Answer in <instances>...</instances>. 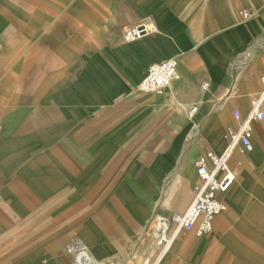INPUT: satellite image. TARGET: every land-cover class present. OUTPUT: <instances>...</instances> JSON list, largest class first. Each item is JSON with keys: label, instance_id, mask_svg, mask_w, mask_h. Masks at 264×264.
<instances>
[{"label": "crops", "instance_id": "1", "mask_svg": "<svg viewBox=\"0 0 264 264\" xmlns=\"http://www.w3.org/2000/svg\"><path fill=\"white\" fill-rule=\"evenodd\" d=\"M146 20L158 31L126 41ZM170 58L180 78L141 92ZM263 75L264 0H0V264H75L76 239L94 264H264V119L211 233L160 256L154 224L188 210L196 161Z\"/></svg>", "mask_w": 264, "mask_h": 264}, {"label": "built area", "instance_id": "2", "mask_svg": "<svg viewBox=\"0 0 264 264\" xmlns=\"http://www.w3.org/2000/svg\"><path fill=\"white\" fill-rule=\"evenodd\" d=\"M240 15L243 20H247L250 12L243 10ZM157 31L156 24L146 20L127 28L124 37L126 41L132 42ZM179 78L178 60L170 58L151 64L138 89L144 93L162 95ZM261 85L262 90L252 98L250 111L246 117H242L238 109L233 111L237 127L228 128L226 133L228 144L225 150L221 154L208 151L196 161L197 180L193 186L194 199L188 210L182 215H174L171 220L161 218L154 221L158 233L157 246L161 248L160 256L169 250L172 242L183 229H196L197 236L211 233L215 217L226 210L227 206L219 195L226 194L236 180V175L229 164L230 159L236 151L244 154L253 150V123L264 119L262 111L264 75L261 77ZM207 87V83L202 85L203 90ZM197 110L198 107H192L188 115L193 116ZM170 228H172L171 234H169ZM66 252L74 256L75 264H94L87 247L79 239L71 242Z\"/></svg>", "mask_w": 264, "mask_h": 264}]
</instances>
